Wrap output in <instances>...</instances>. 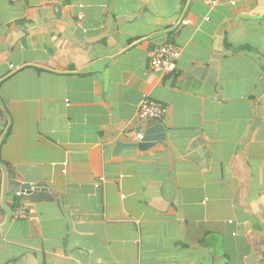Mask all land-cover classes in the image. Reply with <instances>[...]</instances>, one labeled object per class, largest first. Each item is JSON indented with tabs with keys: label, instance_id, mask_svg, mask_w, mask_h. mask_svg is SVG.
Here are the masks:
<instances>
[{
	"label": "crops",
	"instance_id": "0c3cea01",
	"mask_svg": "<svg viewBox=\"0 0 264 264\" xmlns=\"http://www.w3.org/2000/svg\"><path fill=\"white\" fill-rule=\"evenodd\" d=\"M0 264H264V0H0Z\"/></svg>",
	"mask_w": 264,
	"mask_h": 264
},
{
	"label": "built area",
	"instance_id": "2783aa9c",
	"mask_svg": "<svg viewBox=\"0 0 264 264\" xmlns=\"http://www.w3.org/2000/svg\"><path fill=\"white\" fill-rule=\"evenodd\" d=\"M213 4H216V2H213ZM207 20H209V18H207ZM190 24H192L190 19L183 20L182 25ZM179 57L180 50L178 48L172 45H161L150 54L149 71L170 72L175 68ZM168 112V108L162 103L145 98L138 106L137 116L138 119L144 123L150 120H162L168 114ZM144 137V134L141 132L137 134V138L140 141L143 140ZM104 182L105 179L102 178L95 184V186L99 188ZM33 190H35V187L30 186L28 189L17 192V196L21 197ZM34 216V209H29L22 205L18 206L13 213V218L15 220H32L34 219Z\"/></svg>",
	"mask_w": 264,
	"mask_h": 264
},
{
	"label": "water",
	"instance_id": "95a60500",
	"mask_svg": "<svg viewBox=\"0 0 264 264\" xmlns=\"http://www.w3.org/2000/svg\"><path fill=\"white\" fill-rule=\"evenodd\" d=\"M161 38V36H156L154 38L151 39H159ZM110 60L109 61H98L94 64L91 65V70L88 73H92V74H97L98 78L104 83L105 88L108 89L109 85H110V69H109V64H110ZM160 132V131H165L163 130V127H159L158 129L156 128L155 130L151 131L149 134L153 133V132ZM164 136L158 137L156 139H162ZM155 139V140H156ZM149 140V139H147ZM154 140V138H153ZM18 189V188H17ZM12 214L13 212L11 210L7 209V221L10 222L11 218H12Z\"/></svg>",
	"mask_w": 264,
	"mask_h": 264
}]
</instances>
